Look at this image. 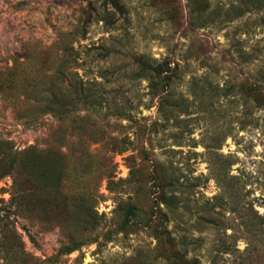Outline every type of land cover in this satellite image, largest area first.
<instances>
[{
    "label": "rangeland",
    "instance_id": "374dc122",
    "mask_svg": "<svg viewBox=\"0 0 264 264\" xmlns=\"http://www.w3.org/2000/svg\"><path fill=\"white\" fill-rule=\"evenodd\" d=\"M118 2L0 0V142L62 174L56 192L31 177L23 212L0 179V264H168L171 239L197 264H264V0ZM139 57L170 64L164 90ZM81 84L97 102L69 118L34 100Z\"/></svg>",
    "mask_w": 264,
    "mask_h": 264
},
{
    "label": "trees",
    "instance_id": "16d2710c",
    "mask_svg": "<svg viewBox=\"0 0 264 264\" xmlns=\"http://www.w3.org/2000/svg\"><path fill=\"white\" fill-rule=\"evenodd\" d=\"M111 2L115 8L119 9L120 5L118 0H107ZM136 64L138 67H146L143 70L146 74H154V76L160 80L161 86L159 89L164 90L165 86L168 82H170L169 75H165L162 77V74L164 72L170 71V64L168 62H162L155 66L150 65L146 61L143 60L142 57H139V59L136 60ZM154 67V68H153ZM165 67V68H164ZM166 69V70H164ZM62 73V72H61ZM15 82V81H14ZM151 87L156 89L157 88V82L151 84ZM13 88V87H12ZM76 93L74 92V97H68L70 99V102L65 103V101L61 98H59L56 93H50L49 100L48 101H41L39 102L36 98H34L36 104L39 106L40 103H43V108L45 110L47 109V112L52 113L53 115L57 116L59 115L60 118H69L70 115L74 113L76 108L81 107L85 110H87L88 107H94L97 100L92 99L90 94L84 90V85L81 84L79 86H75L73 88ZM3 87L0 85V92H3ZM38 89L35 86L30 93L34 95L37 93ZM78 91V92H77ZM73 124L77 123L75 120L72 121ZM72 125V124H71ZM119 145L120 142L118 141ZM124 144V143H121ZM114 149L113 152L121 153L124 150H126L123 147H120L117 145V140L113 141ZM117 146V147H116ZM117 148V149H116ZM82 154H84L83 151H81ZM44 159H47L51 165L48 164L43 170L41 168V172L39 171L38 167L39 163L41 164ZM58 167L56 166V163L53 164L52 160L49 157H46L43 152L38 151L34 147H30L27 149H24L23 151H16L13 150L11 143L7 141L0 142V179H3L5 177H10L12 179V190H11V203L14 207H18L21 212L24 211L23 209V202H26V199L33 195L32 193H36L39 188L34 185L33 177L36 178H42L49 173L52 175V182L48 186L50 190H53L54 192L58 191L60 181L62 179V174L59 175L57 172ZM45 171V172H44ZM57 172V173H56ZM32 177V178H31ZM154 180L159 182V178H155ZM172 183L166 179V183H163V185L160 187V189L163 191V189L167 190L168 192L171 191ZM158 189V190H160ZM29 194L28 196L26 194ZM31 194V195H30ZM160 196V203H163L164 205H167L168 203V193L162 194L159 193ZM29 205V204H28ZM134 220V221H132ZM139 221V215L137 213V209L134 207H128L126 210V219L124 220L123 224L124 226H130L132 227ZM87 221H82L79 226H83ZM165 233L168 235L166 231H161L160 235H165ZM166 239V238H165ZM167 241V240H166ZM169 243L167 241V247H169L170 253H168V256H166V260L168 264H197V261L195 259H189L186 258V255L177 250L176 244L174 239L170 240ZM81 246L80 243H70L67 245H62L55 256V260H58L60 256L62 255H68L76 250L79 249ZM174 246V251L172 250Z\"/></svg>",
    "mask_w": 264,
    "mask_h": 264
}]
</instances>
